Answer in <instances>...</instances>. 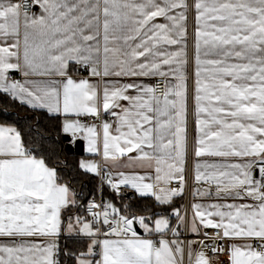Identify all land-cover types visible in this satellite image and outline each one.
<instances>
[{
    "label": "snow or ice",
    "instance_id": "1",
    "mask_svg": "<svg viewBox=\"0 0 264 264\" xmlns=\"http://www.w3.org/2000/svg\"><path fill=\"white\" fill-rule=\"evenodd\" d=\"M31 6L38 7L39 13L29 14L27 0L23 4L0 0V91L32 108L66 117L98 118L101 109L110 112L116 117V134L108 122L102 124L101 137L95 125L67 118L62 130L73 138L70 142L87 141L89 153H99L102 144L105 161L135 151V159L150 166L155 162L152 183L145 182L150 179L147 176L121 172L116 182L108 178L113 189L131 186L161 204L181 195L187 146L186 58L183 46L177 51L162 46L182 45L187 0H32ZM192 7L196 22L195 155L246 158L236 164L197 163L195 180L214 183L217 195L258 201L255 205L195 204L192 231H197L198 219L205 228L222 230V235L216 233L221 239L260 241L232 244L229 260L230 264H264V0H194ZM157 18L167 23H155ZM71 62L90 66L93 76L101 75L102 64L104 76L171 75L176 83L165 85L162 95L152 86L106 85L101 103L95 85L68 75ZM162 66H169L170 71L164 72ZM14 71L24 77L63 79L21 82L11 79L9 73ZM129 90L137 94L129 95ZM121 101H127V106ZM79 166L98 174L93 162L81 160ZM172 180L180 187H167ZM75 203L68 185L58 183L56 170L25 148L20 132L0 126V237L11 241L0 243V264H58L55 238L61 231V211ZM96 208L102 211H93ZM88 210L94 222L103 217V224L110 226L104 235L117 239H97L99 229L77 217L76 224L81 226L75 228L69 222L68 232L75 230L92 239L87 252L76 256V264H184L181 242L162 238L157 245L133 228L138 222L146 232L164 233L167 219H156L150 228L143 216L121 215L117 220L118 210L110 203L92 202ZM37 236L50 239L45 244L23 240ZM201 245L208 247L203 241ZM222 251L211 247L212 253ZM188 259L189 264H211L203 250L193 258L191 244Z\"/></svg>",
    "mask_w": 264,
    "mask_h": 264
},
{
    "label": "crops",
    "instance_id": "2",
    "mask_svg": "<svg viewBox=\"0 0 264 264\" xmlns=\"http://www.w3.org/2000/svg\"><path fill=\"white\" fill-rule=\"evenodd\" d=\"M12 2H18V0H12ZM187 3L189 5L186 15H187V20L184 22L186 26V37L183 40L182 45H172V46H162L167 48L168 51H177L183 46L184 52H185V58H186V63L183 65V72L186 75V84H187V127H186V137H187V146H186V155H185V162H184V178H186L187 174V164H188V158L190 157V169H191V195H192V218L189 220V232L193 235L195 232L192 231V225H193V218H194V212H193V205L195 204H200L202 206H209L213 204H219V205H227V204H250V205H255L258 203V201L253 200L250 197L243 196L241 197H236L234 195H225L221 193L220 195H217L216 193V185L214 183H208L204 180L197 182L195 180V175H196V165L197 163L204 165V164H236V163H244L246 162V158H239V157H214V156H201L197 157L195 155V148H196V141L198 137V132H197V127H196V116H195V103H194V91H195V70H196V64H195V56H196V49H195V29H196V22H195V9L192 7L194 0H187ZM39 8L35 7L33 11L29 12V14L36 12L37 14L39 13ZM175 11H180V9H177ZM155 23H167V21L164 18H157ZM22 34H23V21H21V44H22ZM11 43V41H8ZM0 43H3V40L0 39ZM202 58H204L202 56ZM208 58H214V57H208ZM143 60V58H142ZM172 68H175V65L171 66ZM103 65H100L101 69V75L99 76H93L91 74V67L86 66L83 64H76L75 62H71L69 64L68 68V75H70L74 80L79 81L81 79H86L89 81V83L95 85L97 87V90L100 94L101 97V103H102V96H103V89L107 85L111 87L112 85L116 86H121L124 84H129V83H135L138 85H146V86H152L153 87V82L155 78L157 77H164L166 79L167 84H175L176 80L174 79L173 76H160V75H148V76H104L102 72ZM162 70L164 72H169L170 67L169 66H162ZM10 74H16L18 76L17 80L24 82L25 80H62V77L58 76H52V77H40V76H30V77H24L21 72L14 71L10 72ZM2 92V91H0ZM5 93V92H2ZM8 96L12 97L9 93H5ZM129 95H136L137 93L135 90H129L128 92ZM17 102L21 103L18 99H15ZM122 105L127 106L128 102L127 101H121L120 102ZM22 104V103H21ZM27 106L28 108H32L28 106L27 104H23ZM32 109H40L44 110L45 112L49 113L46 109L43 108H32ZM115 111L119 112L120 109H115ZM101 112L103 114H109L111 113H104L103 110L101 109ZM52 115H56L60 118V128L61 132L63 123L65 119H71V120H78L81 124H86V125H95L97 127L98 132L101 133L102 137V124L98 125L95 122H90L84 119L85 115L81 116H76L75 114H69L68 117H66L63 113H49ZM113 125V134L115 133V126H116V119L115 121L108 122ZM0 126H10L14 127L9 124H3L0 123ZM66 134V133H65ZM73 139V138H72ZM82 141V154L78 158V165H80V161H89L93 162L98 166V169L102 165L105 167L107 173L102 176L101 184H104L108 187V189L115 193L116 195H123L125 197H131L132 195L136 196H141L135 189H133L131 186H124L121 185L118 190L113 189L110 184L108 183V178L111 177L113 182H116L119 179V173L123 172L126 175H141V176H147L150 179H147L145 182L146 183H152L155 179V162L153 161L151 163V166L147 161H140L138 159H135L138 156V152H131L128 153L125 156L120 157L116 161H105L102 155V144H101V151L99 153H89L87 151V141L78 138ZM145 151H151L148 148H145ZM40 158V157H37ZM41 159V158H40ZM80 167V166H79ZM51 168V167H50ZM84 170V169H82ZM85 171V170H84ZM201 171H205V169H201ZM208 171H211L209 169ZM92 173V172H90ZM95 174L96 173H92ZM254 175H256V171L254 170ZM257 179L258 176L256 177ZM172 181H177V180H172ZM171 181V182H172ZM59 183V182H58ZM169 187V185H167ZM72 193L73 190L69 188ZM127 195V196H126ZM149 197L152 198V200L159 205H171L173 204L174 201L178 200L180 198V195L172 197L171 201L169 203L161 204L159 203L154 196L149 195ZM74 198H75V193H74ZM76 201V198H75ZM180 203V200H179ZM76 204V203H75ZM75 204H70L67 208H64L61 211V231L58 237L55 238V243L57 246L59 245V241L63 238H71V237H80V238H86L88 239L89 244L91 243V239L88 236H85L83 234H79L77 231H73L71 233L68 232L67 226L68 223L71 222L75 228L80 227L81 225H77L76 221L74 219V215L78 214L75 212ZM109 204V203H108ZM177 207L172 208L169 211V214H164V213H158L157 215L153 217H145V222L149 225L150 228H154V221L158 218H165L168 220L169 227L170 228L173 220H171V217H175L177 212H178ZM83 215V214H82ZM83 217L86 219L87 222H89L88 218L83 215ZM174 219V218H173ZM217 219L218 218H214ZM90 223V222H89ZM196 227L199 228L200 230L206 231L209 228H205L203 225L200 224L199 220L196 219L195 221ZM181 222H179L176 226L175 233L178 236L181 231ZM140 228V227H139ZM166 229L165 232L168 230ZM141 231L144 234H152L156 232H146L145 230ZM110 239H117V237H107ZM142 238H147V237H142ZM50 238L48 237H43V236H37V237H25L23 240L25 242L29 243H39V244H45L49 241ZM105 239V238H104ZM150 239V238H148ZM179 242L180 239H174ZM10 239L6 237H0V243H10ZM17 242H20L19 238L17 239ZM191 248H192V243L193 241L190 240ZM245 243H251L253 245L259 244L260 241L257 240H245V239H230V246L232 244H245ZM58 250V248H57ZM56 250V253H57ZM205 251V253L208 255V257L211 260V255L210 252L207 251L205 248H201L199 251ZM198 251V252H199ZM87 252V249L84 251ZM55 253V254H56ZM98 258V257H96ZM179 258V257H178ZM211 264H213L211 262ZM230 264V260H229Z\"/></svg>",
    "mask_w": 264,
    "mask_h": 264
},
{
    "label": "trees",
    "instance_id": "3",
    "mask_svg": "<svg viewBox=\"0 0 264 264\" xmlns=\"http://www.w3.org/2000/svg\"><path fill=\"white\" fill-rule=\"evenodd\" d=\"M0 123L14 126L20 132L25 148L56 170L58 182L68 185L75 193V212L83 214L84 202L90 196L97 195V177L79 167L80 155L65 151L60 118L44 110L28 108L0 92ZM100 193L105 201L114 204L118 213L144 217H153L158 213L169 214L172 208H179L182 201L181 194L173 204L159 205L149 196L116 195L104 184L100 186ZM87 243L88 239L80 237L61 239L57 250L59 264H76V256L87 249Z\"/></svg>",
    "mask_w": 264,
    "mask_h": 264
},
{
    "label": "built area",
    "instance_id": "4",
    "mask_svg": "<svg viewBox=\"0 0 264 264\" xmlns=\"http://www.w3.org/2000/svg\"><path fill=\"white\" fill-rule=\"evenodd\" d=\"M19 3L23 4L24 0H18ZM29 4L28 12H31L34 10L35 7L31 6L32 0H27ZM11 79L17 80L18 76L16 74H10ZM165 85H167L166 79L164 77H157L155 78L153 82V87L156 88L157 90V95H162L164 90H165ZM84 119L90 122H95L98 125L103 124V122H112L115 121L116 117L109 115V114H103L102 112L100 113V116L97 117H92V116H84ZM107 173L105 167L102 165L98 169V174L96 173L97 177V183H98V190H97V195L90 196L83 204L82 207V212L83 215L86 216L89 220L90 223L94 224V230L99 229V232L97 233V239L102 240L104 238H107L104 234L110 232V226L103 224V217L100 218L99 221H93L92 215L89 212V204L94 202L97 205H105L108 204L107 201H105L100 193V186H101V180L102 176ZM259 178V176H258ZM170 188H179V182L178 181H172L169 184ZM182 194V201L181 205L178 209L179 215L176 214V216L173 219V222L170 226V228L164 232V233H152V234H144L143 232L138 231V223L134 222L133 228L137 232V235L140 237H147L150 239H153L154 242L157 243L160 239H166L168 241H173L174 239H180L181 241V246L185 249L183 261L184 264H189V259H188V246L191 243L190 240L193 241L192 243V251H193V258L194 254L198 252L201 248H205L207 251L210 252L211 255V262L213 264H229V253L228 249L230 248V239L224 238L221 239L216 235L217 231L221 232L222 235V230L218 229H213L209 228L206 231L200 230L197 228V231L195 234H191L189 232V220L192 218V195H191V169H190V157L188 158V164H187V174L184 182V187H183V192ZM93 211L100 212L102 211V208H96L93 209ZM125 215L128 216L129 218L132 217H138L135 214H121L118 213L116 218L119 220V216ZM111 222V217L109 218ZM181 222V231L180 234L177 236L175 233V229L177 224ZM122 226V225H121ZM205 233H207V236H205ZM108 237H115V236H108ZM201 241H203L204 245H207L208 247H202ZM217 247V248H223L225 251L222 252H217V253H212L211 252V247ZM95 251L98 253L99 248H96ZM55 259L58 261V252L55 254Z\"/></svg>",
    "mask_w": 264,
    "mask_h": 264
},
{
    "label": "water",
    "instance_id": "5",
    "mask_svg": "<svg viewBox=\"0 0 264 264\" xmlns=\"http://www.w3.org/2000/svg\"><path fill=\"white\" fill-rule=\"evenodd\" d=\"M62 140L64 142V149L66 152L75 153L78 155L82 154V152H83L82 141L80 139L77 138V139H75L74 142H70V141H72V137L69 136L68 134L63 133L62 134ZM138 231L142 232L139 227H138Z\"/></svg>",
    "mask_w": 264,
    "mask_h": 264
},
{
    "label": "rangeland",
    "instance_id": "6",
    "mask_svg": "<svg viewBox=\"0 0 264 264\" xmlns=\"http://www.w3.org/2000/svg\"><path fill=\"white\" fill-rule=\"evenodd\" d=\"M111 205H113L114 206V204L112 203V202H109ZM116 208V207H115ZM142 215H139L138 217H141ZM77 217H79L82 221H86V219L83 217V215L82 214H76V215H74V219H75V221H76V218ZM144 217V216H143ZM87 222V221H86ZM138 223V222H137ZM147 223V222H146ZM138 225H139V223H138ZM139 227H140V229H142V230H145L144 228H142L140 225H139ZM88 245H89V242L87 243V249H88Z\"/></svg>",
    "mask_w": 264,
    "mask_h": 264
}]
</instances>
